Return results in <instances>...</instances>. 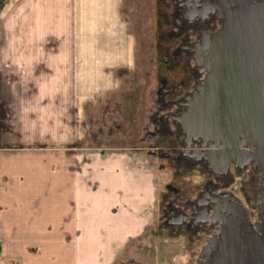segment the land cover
Wrapping results in <instances>:
<instances>
[{"label": "crops", "instance_id": "1", "mask_svg": "<svg viewBox=\"0 0 264 264\" xmlns=\"http://www.w3.org/2000/svg\"><path fill=\"white\" fill-rule=\"evenodd\" d=\"M149 4L12 0L0 12V236L49 248L9 259L116 264L113 250L158 235Z\"/></svg>", "mask_w": 264, "mask_h": 264}, {"label": "rangeland", "instance_id": "2", "mask_svg": "<svg viewBox=\"0 0 264 264\" xmlns=\"http://www.w3.org/2000/svg\"><path fill=\"white\" fill-rule=\"evenodd\" d=\"M10 1H0V12ZM149 3L152 20L158 19L156 32L150 31L151 44L144 50L150 58L148 81L155 93L157 117L161 119L159 126L154 124L149 129L151 135L160 137L153 142L159 153L156 176L158 212H161L159 231L149 239L130 240L128 250L124 246L126 250H113V255L116 264H203L216 252L214 244L220 240L223 224L216 216L228 215L221 207L237 205L249 225L260 223L264 184L257 183L259 173L255 169L232 163L224 173L214 169L210 175L200 165L205 163L208 167V147L189 138L180 124L183 112L203 87L199 83H204L205 76L199 61L204 52L203 37L213 34L212 27L220 21L217 9L221 0H149ZM206 22L210 23L208 29ZM189 27H197L198 32L195 34ZM173 122L180 126V141L177 135L173 136L177 130ZM187 223L191 233L182 227ZM25 241L4 238L1 234L0 264H21L17 259H9L3 250H41L37 245L49 250L46 240Z\"/></svg>", "mask_w": 264, "mask_h": 264}, {"label": "water", "instance_id": "3", "mask_svg": "<svg viewBox=\"0 0 264 264\" xmlns=\"http://www.w3.org/2000/svg\"><path fill=\"white\" fill-rule=\"evenodd\" d=\"M217 10L220 28L203 37L204 84L180 123L189 138L212 142L218 159L209 162L219 163L221 173L252 160L264 168V4L225 0ZM239 149L246 153L242 161ZM220 210L228 215L216 216L220 240L203 264H264V211L257 233L237 205Z\"/></svg>", "mask_w": 264, "mask_h": 264}, {"label": "bare ground", "instance_id": "4", "mask_svg": "<svg viewBox=\"0 0 264 264\" xmlns=\"http://www.w3.org/2000/svg\"><path fill=\"white\" fill-rule=\"evenodd\" d=\"M222 1H225V0H221V3H222ZM251 2L252 3H254V4H264V1H262V0H251ZM220 18V17H219ZM221 23H222V20H221V18H220V21H217V26H215V27H212L213 28V30L212 31H216L220 26H221ZM205 27L208 29L209 27H210V23L209 22H206V25H205ZM195 34L198 32V28L197 27H189ZM195 77H196V80H197V75H194ZM197 81H199V80H197ZM199 83H200V85H202L203 86V84L201 83V81H199ZM179 110H181V108L179 109ZM181 112H183V111H181ZM184 114L186 113V112H183ZM182 113V114H183ZM184 115H182L181 117H180V119H182V117H183ZM181 124V123H180ZM172 125L177 129L175 132H174V135L176 136L177 135V137L179 138V141H180V126H179V124L178 123H176V122H173L172 123ZM177 126V127H176ZM182 126V125H181ZM183 127V126H182ZM183 130L185 131V129H184V127H183ZM192 140H196V139H192ZM189 141H191V140H188V142ZM197 142H200L201 144H202V146L203 145H205L206 147H208V157H207V166L208 167H206V166H204V164L205 163H200V165L202 166V167H205V169L208 171V173L210 174V175H212V170H214V169H220V168H222V167H218L217 168V166L218 165H220L219 163H216L215 161H212V163H210L209 162V159L211 160V158H213V157H217V155H214L213 153H212V151L214 150V148L213 147H211V143L212 142H205L204 143V141L202 140V139H200V138H198L197 139ZM204 146V147H205ZM239 152H240V158L241 159H239V161H242L243 159H246V153H244L243 152V149H239ZM244 153V154H243ZM181 156V155H180ZM182 157V156H181ZM243 157V158H242ZM183 159V158H182ZM243 163L242 162H238L237 163V165H239V166H241ZM246 168L247 167H250V168H252V169H255L259 174L256 176V181H257V183H259V185L261 184V183H263L264 184V168L260 165V164H255L254 162H253V160L252 161H249V163L245 166ZM223 169V168H222ZM264 186V185H263ZM262 201H263V205H264V192H263V195H262ZM263 211H264V206H263ZM248 226L250 227V229L252 230V231H255V232H257V233H259V230H258V224H252V225H249L248 224ZM183 227V226H182ZM187 232V231H186ZM190 233V232H189Z\"/></svg>", "mask_w": 264, "mask_h": 264}, {"label": "flooded vegetation", "instance_id": "5", "mask_svg": "<svg viewBox=\"0 0 264 264\" xmlns=\"http://www.w3.org/2000/svg\"><path fill=\"white\" fill-rule=\"evenodd\" d=\"M262 1H264V0H262ZM260 4H261V3H260ZM158 133H159V135H162L161 131H159ZM158 133H156V134H158ZM173 136L175 137L174 134H173ZM158 137H159V136H158ZM175 162H176V161H175ZM182 164H183V163H182ZM177 165H178V164H177ZM182 166H183V165H182ZM183 227L185 228V230H186L187 232H190V233H191V230H190V227H189L188 223L185 224Z\"/></svg>", "mask_w": 264, "mask_h": 264}]
</instances>
